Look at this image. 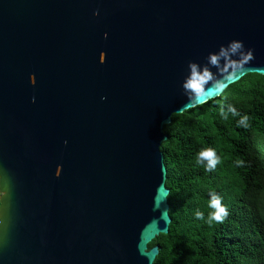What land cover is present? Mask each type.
<instances>
[{
    "label": "water",
    "instance_id": "1",
    "mask_svg": "<svg viewBox=\"0 0 264 264\" xmlns=\"http://www.w3.org/2000/svg\"><path fill=\"white\" fill-rule=\"evenodd\" d=\"M231 40L253 58L184 94L188 62ZM250 73L264 0H0V264H153L164 127Z\"/></svg>",
    "mask_w": 264,
    "mask_h": 264
},
{
    "label": "trees",
    "instance_id": "2",
    "mask_svg": "<svg viewBox=\"0 0 264 264\" xmlns=\"http://www.w3.org/2000/svg\"><path fill=\"white\" fill-rule=\"evenodd\" d=\"M228 89L219 99L172 114L164 127L171 223L148 245L159 247L153 264H264V76L247 74ZM230 104L248 114V127L237 125L240 116L221 115ZM207 147L221 157L212 171L197 162ZM213 191L228 208L223 222L208 221Z\"/></svg>",
    "mask_w": 264,
    "mask_h": 264
},
{
    "label": "clouds",
    "instance_id": "3",
    "mask_svg": "<svg viewBox=\"0 0 264 264\" xmlns=\"http://www.w3.org/2000/svg\"><path fill=\"white\" fill-rule=\"evenodd\" d=\"M98 10L93 12V15H98ZM105 38L107 33L104 34ZM103 57V58H102ZM106 58L105 52H100L99 62L103 63ZM241 58L252 59L253 50L251 48L245 50L243 41L231 40L226 45H220L215 51H211L205 57L203 63H198L194 61H189L187 64V74L182 81V89L184 94H194L199 96L204 91V85L209 81H214L220 91H223V85L220 80L215 79V73H213V68H218L228 61L236 62ZM29 84L31 86L36 85L35 74H29L28 77ZM102 99H104L102 97ZM32 102L35 103V97H32ZM227 113H231L233 116H240L237 121L238 126L248 127L249 116L247 113L240 115L235 106L227 105V112L223 109L221 110V115L227 119ZM67 144V141H64ZM198 163H204L205 169L207 171H212L216 168L218 164L221 163V157L217 155L216 150L212 147L203 148L198 153L197 157ZM243 161L238 160L237 165L242 164ZM57 168L62 171V166L57 165ZM213 211L208 214V221L223 222V220L228 216V208L222 203V197L216 192L209 193V205ZM195 216L197 219H204V213L202 211H196Z\"/></svg>",
    "mask_w": 264,
    "mask_h": 264
}]
</instances>
